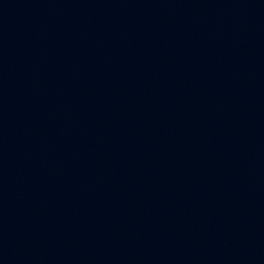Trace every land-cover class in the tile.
Here are the masks:
<instances>
[{
    "label": "water",
    "instance_id": "1",
    "mask_svg": "<svg viewBox=\"0 0 264 264\" xmlns=\"http://www.w3.org/2000/svg\"><path fill=\"white\" fill-rule=\"evenodd\" d=\"M0 264H264V0H0Z\"/></svg>",
    "mask_w": 264,
    "mask_h": 264
}]
</instances>
